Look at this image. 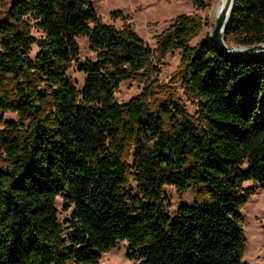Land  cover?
Here are the masks:
<instances>
[{"label": "trees", "instance_id": "1", "mask_svg": "<svg viewBox=\"0 0 264 264\" xmlns=\"http://www.w3.org/2000/svg\"><path fill=\"white\" fill-rule=\"evenodd\" d=\"M205 24L179 15L151 49L129 23L103 24L92 0L11 1L0 18V109L21 126L0 131V264H101L119 242L137 264H241L239 211L264 188V58H230L210 39L190 46ZM224 35L264 44V0H234ZM78 38L94 61L77 62ZM173 51L195 115L173 97L114 100L125 81L151 83L153 61ZM73 65L80 89L66 75ZM165 186L191 190L193 203L170 217ZM58 197L71 207L63 222Z\"/></svg>", "mask_w": 264, "mask_h": 264}, {"label": "rangeland", "instance_id": "2", "mask_svg": "<svg viewBox=\"0 0 264 264\" xmlns=\"http://www.w3.org/2000/svg\"><path fill=\"white\" fill-rule=\"evenodd\" d=\"M12 0H0V18L10 6ZM206 8L197 10L193 7L191 0H92L93 10L100 21L108 26L120 30L125 23H129L135 35L151 49L156 46V40L161 33L166 31L179 15H192L206 24L202 27L200 34L194 38L189 45L194 46L209 39V28L215 17L216 0H206ZM33 34H37L33 31ZM79 48L78 63L94 61L95 57L89 50L85 38H78ZM231 46V45H230ZM35 51V49H34ZM158 72L150 81L145 82L142 78L123 82L114 94V100L124 104L131 99L145 93L146 98L157 104L162 100L173 99L179 101L189 115H195L196 108L192 100L183 95L178 81L179 73L176 71L180 65V52L173 51L157 63ZM67 77L71 84L80 89L83 85L84 75L75 70L73 65L67 71ZM0 131L6 129L4 122H14L20 127L16 113L0 109ZM131 164V160L129 162ZM8 165L5 152L0 148V167ZM135 182L131 181V187L135 189ZM255 186L252 182L243 184L244 188ZM164 195L167 201V213L170 217L176 215L180 205L188 206L193 203L192 191H187L182 197L170 186L164 187ZM58 219L60 222L68 219L71 207L63 197L56 200ZM242 217V231L244 237V249L241 256V264H264V188H256L239 211ZM129 249L126 242H119L114 248L103 253L100 258L101 264H137L134 259L128 258Z\"/></svg>", "mask_w": 264, "mask_h": 264}, {"label": "water", "instance_id": "3", "mask_svg": "<svg viewBox=\"0 0 264 264\" xmlns=\"http://www.w3.org/2000/svg\"><path fill=\"white\" fill-rule=\"evenodd\" d=\"M234 0H227L224 6L218 11L213 21V29L209 39L218 49L230 58L249 59L264 58V44L256 46H233L227 45L224 31L230 19Z\"/></svg>", "mask_w": 264, "mask_h": 264}, {"label": "bare ground", "instance_id": "4", "mask_svg": "<svg viewBox=\"0 0 264 264\" xmlns=\"http://www.w3.org/2000/svg\"><path fill=\"white\" fill-rule=\"evenodd\" d=\"M226 2H227V0H216V6H215V10H214L215 16L217 15L218 11L222 8V6L225 5ZM212 29H213V24L209 28V33L212 32Z\"/></svg>", "mask_w": 264, "mask_h": 264}]
</instances>
